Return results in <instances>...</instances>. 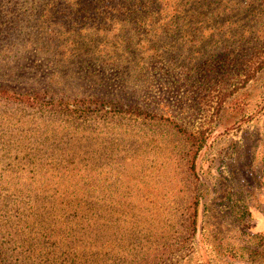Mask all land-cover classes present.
Returning <instances> with one entry per match:
<instances>
[{"label": "rangeland", "instance_id": "374dc122", "mask_svg": "<svg viewBox=\"0 0 264 264\" xmlns=\"http://www.w3.org/2000/svg\"><path fill=\"white\" fill-rule=\"evenodd\" d=\"M123 1L127 10L119 7ZM135 1L0 0V90L35 98L37 106L0 109V224L23 226L26 216L17 219L18 212L25 214L36 200L47 209L52 197L66 196L56 191L52 170L63 162H52L47 154L35 152L45 137L44 150L75 148L74 160L83 170L127 161L100 152L101 147L111 146L110 129L105 123H95L105 120L83 129L77 125L81 120L60 113L64 108H87L90 104L85 101L100 100L109 110L122 107L168 118L193 134H204L194 193L189 194L194 197L184 203L186 175L176 179L179 170L170 171L164 185L155 190L163 181L161 156L168 151L166 143L154 135L153 142L146 144L140 119L119 115L115 131H133L137 147L147 153L146 166L137 160L123 173L135 183L132 191L142 198L130 197V211L120 214L109 230L116 245H126L132 253L148 243L162 242L160 236L174 237L195 204L192 236L156 264H264V67L243 82L251 46L259 39L264 46V0H232L234 30H247L242 33L246 36L243 47L239 50V43L233 45L232 58L240 61L225 58L229 54L221 49L219 57L210 60L204 52L181 48L187 39L174 34L170 22L163 21L166 15L152 13L154 19L149 22V15L131 14ZM166 4L170 7L171 1L158 0L156 6ZM213 49L217 48L205 53L212 54ZM260 57L264 51L253 59ZM84 130L100 131L88 141L70 136H80ZM35 156H42L47 166L34 165L28 174L26 167ZM153 166L160 171L154 172ZM12 178L17 179L9 181ZM74 184L67 196L87 197L91 220L100 204L106 214L112 213L110 196L114 197L118 186L110 183L109 188L96 191L82 180ZM69 213L61 210L60 218L52 220L66 222ZM27 218L34 227L23 230L13 245L0 239L7 247L9 264L75 262L54 238L42 239L38 247L37 239L48 234L43 227H49V222ZM92 232H84L87 236L77 245L87 248ZM86 259L92 260L90 255Z\"/></svg>", "mask_w": 264, "mask_h": 264}, {"label": "trees", "instance_id": "16d2710c", "mask_svg": "<svg viewBox=\"0 0 264 264\" xmlns=\"http://www.w3.org/2000/svg\"><path fill=\"white\" fill-rule=\"evenodd\" d=\"M158 0H138L131 5V14L149 15V22L154 19L158 13L163 17V21L167 20L170 22V26L174 29V34H178L179 37L187 39L185 42H181V48L188 50L189 52H197L212 59H217L219 49L223 50L225 55L229 54L228 59L240 61L234 54L233 45L239 43L237 46L239 50L243 47V42L246 41L245 33L247 30H234L233 20V6L232 0H170V7L167 4L162 8L156 6ZM122 10H127L124 1L119 6ZM259 8V7H258ZM165 11V14H162ZM141 20V17H138ZM136 21H139L135 19ZM243 21V20H241ZM140 22V21H139ZM260 31V30H257ZM176 35H173V38ZM239 37L236 42L235 38ZM172 41V40H171ZM230 42L229 45H223V42ZM248 43V40H247ZM245 46V45H244ZM208 48H217L212 54L205 53ZM263 44L260 39L256 44L251 46L252 54L251 59L245 61L248 63L247 73L244 76L243 82L251 80L255 74L264 67L263 59H253L255 54L263 53ZM201 51V52H200ZM231 55V56H230ZM231 61V62H232ZM246 71V70H245ZM35 97V96H34ZM35 98L29 96L16 95L7 90H0V109H34L36 106ZM39 100V99H38ZM83 104H90L87 108H77L69 110H60V113L64 116L72 118L74 121H80L82 124L78 126L85 127L91 126L95 123L103 126L105 123L106 127L110 129L108 135H110V141L108 142L110 147L104 150L102 147L99 149L105 156H117L120 159L127 160L122 163H115L109 165H102L99 168H86L81 169L75 162V157L78 155V151L75 148L68 149H51L44 150V145L48 138L45 137L42 143L38 142L39 145L35 148V152L39 154H47L46 158L50 161L55 162L56 159L63 164H57L56 168L52 167L54 172L53 178L56 179V191H62L66 196L52 197L49 202L50 208H44L36 202L34 208L30 205L27 206L25 214L18 212L17 219L26 216V222L23 226H6L0 224V233L4 232V235H0V239H4V244L13 245L15 239H19L20 233L25 229L33 228L35 223L31 222L27 217L34 219L40 218V221L45 223L49 222V227H43L48 230V234L43 233L37 239V246L41 244V240L49 237L54 240H58L59 247L63 248V253L70 258H75L73 264H156L159 261L164 260L170 256L173 252L177 251L188 238H190L196 228V214L197 205L191 212L185 214V224L182 228L175 230L174 237H162V242L148 243L143 248H139L131 253L127 250V246L116 245L115 240L113 241L114 234H109V230L116 226L120 214L127 213L130 211L131 203L130 197L133 199L142 198V195L133 192L135 183L130 182L129 178H124V174L133 162L137 160L142 162L144 165V159L146 158L145 148L137 147L138 136L133 131H115V127L120 126L119 115L133 116L142 123L143 139L146 140V144L153 142L154 135L160 137L168 146L166 154L162 155L161 158L164 160L165 170L162 172L163 181L159 186L155 187V190L160 189L164 183V178L170 171H178L176 179L180 178L182 174L186 175L185 188L186 194L184 203H188L192 197L193 187L195 185V166L198 158L199 151L203 146L202 133L193 134L191 131L184 129L175 121L163 118L150 116L145 113H139L131 110H125L121 107V110H109L106 105L100 100L85 101ZM52 105V103H51ZM93 105V106H92ZM92 106V107H91ZM103 113V114H101ZM21 123V122H20ZM89 131V132H88ZM84 130L80 136L70 135L75 138H81L83 140H92L98 137V132L92 130ZM35 141H39L36 139ZM10 148H6V151ZM34 165H38L43 169L47 166V161L42 156H35L29 160L27 173L30 174V170ZM141 168L142 165H140ZM146 166V165H145ZM111 167L112 169H109ZM159 166H153L154 172H159L160 169H156ZM82 178V179H81ZM17 178H12L9 181H15ZM82 180V184L87 187L97 188L96 191L109 188V184L116 188L118 186L114 197L110 196V207L112 213L106 214V209L103 204L99 205V208H95L96 216L93 220L88 217V206L86 204L87 197L79 196V198H73V196H67L68 191L76 187L72 183H79ZM179 182V180H176ZM2 184V181L0 182ZM108 192V191H104ZM97 197H98V192ZM46 202L48 199L43 196ZM42 202V203H43ZM70 210L68 219L66 222L58 223L53 221L54 218H60L59 212L61 210ZM136 224L142 226L140 221H136ZM132 223V224H135ZM94 231V235L88 242V247L78 246L77 243L81 241V238L87 236L84 232ZM65 234V235H64ZM9 237V239H5ZM67 237V238H66ZM29 238L26 237L25 242H28ZM7 247L0 243V264H9V260L6 257L5 250ZM42 252V249H40ZM51 253V252H49ZM90 255L92 260L87 261L86 257ZM77 262V263H76ZM72 263V262H71Z\"/></svg>", "mask_w": 264, "mask_h": 264}]
</instances>
